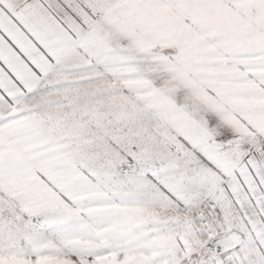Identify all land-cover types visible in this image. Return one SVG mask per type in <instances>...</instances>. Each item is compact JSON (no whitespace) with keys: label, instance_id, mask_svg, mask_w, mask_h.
Wrapping results in <instances>:
<instances>
[{"label":"snow or ice","instance_id":"6c2138e0","mask_svg":"<svg viewBox=\"0 0 264 264\" xmlns=\"http://www.w3.org/2000/svg\"><path fill=\"white\" fill-rule=\"evenodd\" d=\"M0 264H264V0H0Z\"/></svg>","mask_w":264,"mask_h":264}]
</instances>
